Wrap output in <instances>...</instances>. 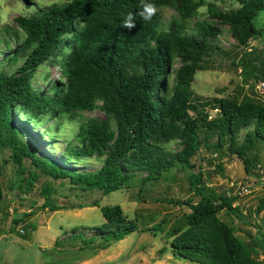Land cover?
Masks as SVG:
<instances>
[{
	"label": "trees",
	"instance_id": "16d2710c",
	"mask_svg": "<svg viewBox=\"0 0 264 264\" xmlns=\"http://www.w3.org/2000/svg\"><path fill=\"white\" fill-rule=\"evenodd\" d=\"M228 1L229 7L224 0H146L157 8L146 21L139 15L142 0H68L27 7L13 26L0 24V152L7 151L17 187L28 192L43 175L106 195L134 181L166 183L181 172L196 200L168 198L187 207L170 229L172 254L199 264H260L256 252H264V236L245 242L232 232L217 213L240 217L236 196L216 194L190 161L201 147L217 150L226 143L247 173L257 166L264 175L256 152L264 143V95L249 84L247 93L237 86L233 94L205 98L191 86L195 72L207 69V59L221 50L220 26L236 49L229 63L244 81L264 82V43L249 45L262 35L254 19L264 15V0ZM203 5L208 18L192 20ZM161 7L173 15L162 20ZM128 13L132 30L123 27ZM47 66L59 67L61 77L38 87L40 68ZM95 109L101 117L82 115ZM32 132L51 145L49 151L58 138L63 146L55 156L41 154ZM216 168L221 171L220 162ZM39 192L42 208H65H52L50 185ZM2 195L0 180V200ZM99 210L103 222L90 228L78 249H103L137 229L119 205ZM262 210L264 194L255 207ZM25 222L22 235L34 229ZM95 237L100 240L93 245Z\"/></svg>",
	"mask_w": 264,
	"mask_h": 264
},
{
	"label": "rangeland",
	"instance_id": "374dc122",
	"mask_svg": "<svg viewBox=\"0 0 264 264\" xmlns=\"http://www.w3.org/2000/svg\"><path fill=\"white\" fill-rule=\"evenodd\" d=\"M68 0H0V24L13 26V19L26 11L27 7H40L53 3H63ZM207 2L212 0H206ZM215 4L221 5L219 2ZM223 5L229 7V1ZM160 18L167 20L173 15L169 8H158ZM206 6L198 8L192 20L207 19ZM256 27L261 29L259 40L250 41L249 45L260 47L264 43V15L259 14L254 19ZM218 40L221 48L207 59V69L197 70L191 82L195 94L205 98L222 97L233 94L236 87H241L242 93L248 92L249 84L258 94L264 95V86L250 81H244V75L239 68L233 67L229 61L234 55V41L228 36L226 28ZM238 51V49H237ZM37 76V86L45 87L46 82L61 77L57 66L40 68ZM246 80V79H245ZM84 117H101L99 110L83 112ZM33 144L37 145L41 154L55 156L63 141L58 138L55 149L49 151L51 145L38 133L32 132ZM263 146V147H260ZM256 152L264 162V143ZM49 152H48V151ZM89 159L81 163L90 162ZM192 171L201 172L203 181L214 188L216 194L236 196L235 205L241 216L220 210L218 217L228 224L232 232L243 241H260L264 236V210L255 211L258 197L264 194V175L255 166L247 173L241 160L227 151L226 143L219 149L205 150L202 147L191 159ZM221 164V171L216 168ZM27 165V161H24ZM2 198L0 200V264H199L185 260L172 254L169 247L170 229L187 211L184 205H174L168 198L196 200L187 190L184 175L178 172L175 178L163 183L162 181L130 182L129 187H123L102 195L97 190H80L71 188L66 180H52L39 175L30 191L24 192L17 187L19 180L14 174V167L7 159V151L0 152ZM27 169H29L27 167ZM31 170V169H30ZM25 175V174H24ZM23 175V176H24ZM50 185L55 192L50 198L54 207L50 210L42 208V195L39 190L43 185ZM95 201L97 205H90ZM119 205L127 219H133L137 229L116 241H108L103 249H91L87 244L78 249L81 239L87 238L90 228L103 222L99 207L102 205ZM80 206V207H79ZM31 212L28 217L23 214ZM13 219H19L13 223ZM31 223L34 229L27 230L22 235L25 221ZM154 231L149 230L154 224ZM100 239L96 237L92 244ZM260 264H264L263 248L256 252Z\"/></svg>",
	"mask_w": 264,
	"mask_h": 264
},
{
	"label": "clouds",
	"instance_id": "9594fccd",
	"mask_svg": "<svg viewBox=\"0 0 264 264\" xmlns=\"http://www.w3.org/2000/svg\"><path fill=\"white\" fill-rule=\"evenodd\" d=\"M141 8L142 10L139 12V15L146 21L151 20L157 12L156 6L152 3L146 2V0H142ZM123 27L128 30H132L136 27L134 16L132 13L127 14L126 18L123 21Z\"/></svg>",
	"mask_w": 264,
	"mask_h": 264
},
{
	"label": "built area",
	"instance_id": "2783aa9c",
	"mask_svg": "<svg viewBox=\"0 0 264 264\" xmlns=\"http://www.w3.org/2000/svg\"><path fill=\"white\" fill-rule=\"evenodd\" d=\"M261 86L263 87L264 86V82H260ZM216 112V108L212 109L210 112H209V115L208 117H211L215 114ZM19 232H22L21 230H19Z\"/></svg>",
	"mask_w": 264,
	"mask_h": 264
},
{
	"label": "crops",
	"instance_id": "0c3cea01",
	"mask_svg": "<svg viewBox=\"0 0 264 264\" xmlns=\"http://www.w3.org/2000/svg\"><path fill=\"white\" fill-rule=\"evenodd\" d=\"M76 264H80V261H78V263H76Z\"/></svg>",
	"mask_w": 264,
	"mask_h": 264
}]
</instances>
